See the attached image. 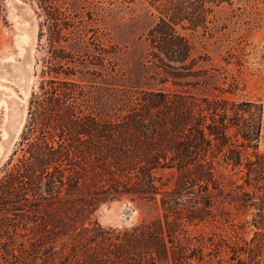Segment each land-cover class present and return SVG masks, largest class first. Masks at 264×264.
<instances>
[{
    "label": "rangeland",
    "instance_id": "obj_1",
    "mask_svg": "<svg viewBox=\"0 0 264 264\" xmlns=\"http://www.w3.org/2000/svg\"><path fill=\"white\" fill-rule=\"evenodd\" d=\"M172 1L57 0L56 7L63 12L58 30L57 24L47 20L41 0H0V178L24 155L30 156L28 146L22 150V134L43 71L71 83L59 86L75 90L85 115L99 114L115 126L132 116L149 118V107L159 105L167 95L252 104L262 111V131L255 148L240 147L243 162L247 157L255 159V153L264 154V0H205L204 14L202 4L198 5L202 27L192 29L187 21L176 26L191 46L183 68L162 62L159 58L164 56L148 38L161 18H167L162 12ZM56 30L60 42L51 46L49 39ZM52 52L71 62L54 61ZM152 111L153 118L168 120L164 106ZM127 137V148L134 149L130 142L137 143L140 135L131 132ZM85 153L65 170L81 178L83 194L62 203L44 201L40 209L32 196L31 201H23L21 211H13L11 204L0 205V264H87L76 258L85 257L87 239L95 231L102 229L105 237L115 238L162 216L163 194L155 195L157 203L128 194L89 201L88 192L98 191L116 168L105 165L112 153L104 148ZM231 169L224 171L226 177L244 185L245 174ZM157 175L163 181L171 178L169 170ZM245 190L256 191L253 206L224 207L218 201L204 223L186 227L189 243L197 245L200 240L207 245L204 260H192L193 264H264V233H257L255 227L264 215V190L247 186ZM224 210H231V215L222 217ZM98 264L109 263L104 259Z\"/></svg>",
    "mask_w": 264,
    "mask_h": 264
},
{
    "label": "trees",
    "instance_id": "obj_2",
    "mask_svg": "<svg viewBox=\"0 0 264 264\" xmlns=\"http://www.w3.org/2000/svg\"><path fill=\"white\" fill-rule=\"evenodd\" d=\"M41 2L47 20L61 30L59 21L63 12L56 7L57 0ZM205 3V0L169 2L162 12L167 18H161L148 36L164 56L159 58L162 62L185 67L191 46L177 32L176 26L187 21L192 29L202 27L204 22L197 8L202 4L201 10L206 13ZM51 34L54 36L51 35L49 41L54 46L60 42V34L57 30ZM51 57L54 61L71 62L58 52H52ZM51 74L43 71L39 91L32 94L30 117L21 144L22 150L29 147L30 156L24 155L0 178V205L11 204L13 211H21L25 207L23 201H31L32 196L35 206L40 209L44 201L62 203L83 194L81 178L67 175L65 170L86 156V151L95 148L112 153L106 156L105 165L116 170L98 191L88 192L89 201L96 203L128 194L157 203L155 195L163 194L160 201L162 216L144 221L115 238L105 237L102 229L95 231L87 239L85 257H77V261L87 264H98L104 259L109 264H193L192 260L202 261L207 245L200 240L197 245L189 243L190 233L186 227L204 223L218 201L224 207L225 204L253 206L251 202L257 193L245 190L246 186L264 190V154L255 153V159L247 157L244 163L240 149L255 148L260 139L262 111L257 106L236 104L227 99H189L182 95L171 99L167 95L162 96L159 105L154 103L149 107V118L132 116L124 121V125L115 126L99 114L85 115L78 106L75 90H63L59 86L71 83L60 81ZM161 106L169 110L166 121L153 118L152 110L159 111ZM38 131L40 136L36 134ZM131 132L140 135L137 143L130 142L134 149L127 148V134ZM110 158L114 162L108 165ZM123 162L126 163L123 165ZM229 167L233 172L245 174L242 177L244 185H237L231 177H226ZM166 170L171 172V178L163 181V176L159 177L157 173ZM26 183L30 187H25ZM238 188L240 192H236ZM99 195L105 197H94ZM226 215H231V210H224L222 217ZM255 227L257 233H264V215ZM84 230L90 232L89 228ZM211 244L215 245L214 241ZM234 256L238 257L236 251Z\"/></svg>",
    "mask_w": 264,
    "mask_h": 264
}]
</instances>
